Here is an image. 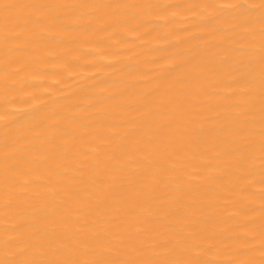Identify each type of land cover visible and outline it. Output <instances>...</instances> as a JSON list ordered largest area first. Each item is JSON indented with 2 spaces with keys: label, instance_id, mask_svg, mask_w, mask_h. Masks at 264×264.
Listing matches in <instances>:
<instances>
[{
  "label": "bare ground",
  "instance_id": "1",
  "mask_svg": "<svg viewBox=\"0 0 264 264\" xmlns=\"http://www.w3.org/2000/svg\"><path fill=\"white\" fill-rule=\"evenodd\" d=\"M0 264H264V0H0Z\"/></svg>",
  "mask_w": 264,
  "mask_h": 264
}]
</instances>
